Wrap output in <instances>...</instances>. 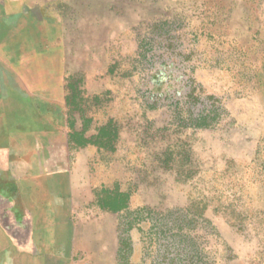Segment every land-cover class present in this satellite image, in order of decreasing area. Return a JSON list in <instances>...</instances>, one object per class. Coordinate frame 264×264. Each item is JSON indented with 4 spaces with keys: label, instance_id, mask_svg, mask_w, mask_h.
Returning <instances> with one entry per match:
<instances>
[{
    "label": "rangeland",
    "instance_id": "obj_1",
    "mask_svg": "<svg viewBox=\"0 0 264 264\" xmlns=\"http://www.w3.org/2000/svg\"><path fill=\"white\" fill-rule=\"evenodd\" d=\"M49 1L11 48L83 129L57 180L81 264H264V0Z\"/></svg>",
    "mask_w": 264,
    "mask_h": 264
},
{
    "label": "crops",
    "instance_id": "obj_2",
    "mask_svg": "<svg viewBox=\"0 0 264 264\" xmlns=\"http://www.w3.org/2000/svg\"><path fill=\"white\" fill-rule=\"evenodd\" d=\"M50 6L49 0H0V264H81L76 226L65 224L72 211L57 207V180H72L65 102L61 128L51 121L47 83L29 78L11 48V32L50 19ZM43 69L50 70V60Z\"/></svg>",
    "mask_w": 264,
    "mask_h": 264
},
{
    "label": "trees",
    "instance_id": "obj_3",
    "mask_svg": "<svg viewBox=\"0 0 264 264\" xmlns=\"http://www.w3.org/2000/svg\"><path fill=\"white\" fill-rule=\"evenodd\" d=\"M201 125H205V124H201ZM83 129H81L79 132L74 131L70 133V141H72V138L75 137L76 135H79L80 137L82 136ZM79 146H84L85 144L83 142H79L78 143ZM110 209L115 210L116 208L114 207V205L110 206Z\"/></svg>",
    "mask_w": 264,
    "mask_h": 264
}]
</instances>
